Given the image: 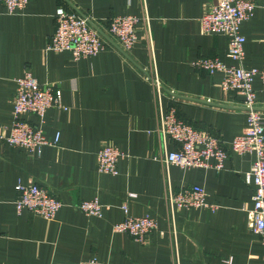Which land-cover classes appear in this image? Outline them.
<instances>
[{"label":"crops","instance_id":"1","mask_svg":"<svg viewBox=\"0 0 264 264\" xmlns=\"http://www.w3.org/2000/svg\"><path fill=\"white\" fill-rule=\"evenodd\" d=\"M216 0H29L12 15L0 11V126L13 122L15 80L29 71L40 84L61 91V105L46 111L42 131L56 146L40 156L0 141V264H264L260 240L247 226L253 186L244 181L252 157L229 153L223 170L165 167L160 161L174 146L156 133L157 100L151 77L161 83L160 108L174 109L195 129L228 145L246 129L241 96L223 92L222 74L195 69L198 59L235 65L225 37L206 35L199 19ZM58 7L86 16L104 49L73 61L68 52L46 51L55 32ZM138 19L136 43L124 51L107 33L110 19ZM246 69L264 68V9L239 26ZM264 117V85L253 82ZM35 123L33 115L23 116ZM114 146L121 157L114 176L97 171L96 155ZM165 150V151H164ZM35 181L61 206L52 221L16 211L15 185ZM167 183L173 193L201 186L209 209L178 210L170 216ZM133 195V196H130ZM97 198L101 217L77 210ZM149 214L158 231L135 242L113 225ZM174 229V235L172 234ZM162 232L163 235H160Z\"/></svg>","mask_w":264,"mask_h":264},{"label":"built area","instance_id":"2","mask_svg":"<svg viewBox=\"0 0 264 264\" xmlns=\"http://www.w3.org/2000/svg\"><path fill=\"white\" fill-rule=\"evenodd\" d=\"M28 2L29 0H0V11L12 15L24 10ZM257 8L264 9V0H216V3L199 19L203 34L226 38V56L235 64L226 66L217 59L208 58L198 59L192 64L195 69L208 75L221 73V90L242 98L246 129L228 145L210 133L195 129L182 121L174 109L162 111L159 102L162 86L155 71L152 72L151 81L157 100L156 133L163 144L169 140L174 146L171 151L164 150L160 159L165 167L173 165L180 169H212L219 172L223 170L229 153L252 157L250 170L244 175L245 183L253 186L252 208L246 213L247 226L259 238L264 249V117L257 109L253 90L255 79L264 85V68L243 67L245 39L239 33L241 23L253 16ZM54 21L55 32L46 46V51L68 52L73 61H78L94 57L104 49L103 39L92 28L88 17L58 7L55 10ZM137 22L138 19L133 16L114 17L108 22L107 33L124 51H129L137 40ZM15 85L12 101L13 122L9 127L0 126V141L39 157L43 147L58 144L59 134L49 141L42 131V125L49 108L66 110L61 105V91L55 85L40 84L29 71H25L17 78ZM28 114L35 117V123H28L23 119V116ZM120 157L121 154L114 146H103L96 155L97 171L111 176L116 175V165ZM14 189L17 194L14 205L18 213L27 210L45 221H52L55 218L61 204L46 187L32 181L28 185L18 182ZM165 197L170 216L174 211L184 209L216 210V207L206 202V192L201 186L186 187L173 193L167 183ZM76 208L86 216L101 217L102 206L97 198L82 201ZM120 208L125 216L120 223L113 225L114 233H125L135 242L141 243L149 233L158 231L155 219L149 214L130 217L127 215L128 208L125 203ZM171 232L174 235V229ZM158 233L163 235L162 232ZM79 264L104 263L90 259ZM224 264H232L231 259H226Z\"/></svg>","mask_w":264,"mask_h":264}]
</instances>
